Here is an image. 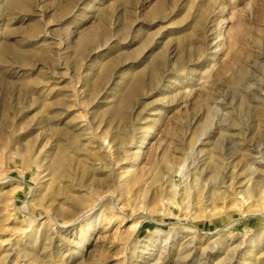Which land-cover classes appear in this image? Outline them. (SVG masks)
<instances>
[{"label":"rangeland","instance_id":"obj_1","mask_svg":"<svg viewBox=\"0 0 264 264\" xmlns=\"http://www.w3.org/2000/svg\"><path fill=\"white\" fill-rule=\"evenodd\" d=\"M0 264H264V0H0Z\"/></svg>","mask_w":264,"mask_h":264},{"label":"bare ground","instance_id":"obj_2","mask_svg":"<svg viewBox=\"0 0 264 264\" xmlns=\"http://www.w3.org/2000/svg\"><path fill=\"white\" fill-rule=\"evenodd\" d=\"M179 173H184V171L181 169ZM30 222H32V221H30ZM30 227H31V223H30Z\"/></svg>","mask_w":264,"mask_h":264}]
</instances>
